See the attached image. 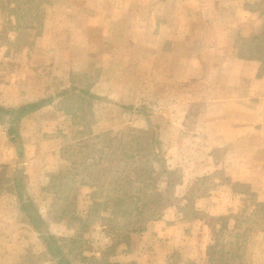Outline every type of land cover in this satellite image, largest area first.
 Segmentation results:
<instances>
[{
  "label": "crops",
  "instance_id": "crops-1",
  "mask_svg": "<svg viewBox=\"0 0 264 264\" xmlns=\"http://www.w3.org/2000/svg\"><path fill=\"white\" fill-rule=\"evenodd\" d=\"M134 130L158 136L161 204L120 236L101 212L111 241L96 250L76 203L84 189L103 202L110 178L90 164ZM227 236L255 239L237 255L264 264V0H0V264H216Z\"/></svg>",
  "mask_w": 264,
  "mask_h": 264
},
{
  "label": "trees",
  "instance_id": "trees-1",
  "mask_svg": "<svg viewBox=\"0 0 264 264\" xmlns=\"http://www.w3.org/2000/svg\"><path fill=\"white\" fill-rule=\"evenodd\" d=\"M84 99L85 98H82L81 101ZM81 101L78 100L75 103H80ZM41 105L42 103L25 105L19 109V113L21 115H26L30 112L38 110ZM10 133L14 134V130L11 129ZM129 138L130 140L127 141V143H120L119 145L115 146L113 151L106 152L105 149L109 150L113 147V144L111 145L110 143L111 140L109 139V136L106 135L105 138H103V141H105L104 145L100 150L102 155H100V158H98L97 162L91 163L92 165L90 164L91 166L100 168L96 171V175L98 176L97 178H110V182L107 184V186H102L99 188L100 190L97 189L93 194L96 195L99 193L97 191H101V196L105 194V201L93 202L92 217L100 216L101 212L107 211L109 205H111V212L108 214V216H102V220L111 226L114 231L113 233H116L117 236H120L132 229L139 230L141 228L139 225L144 221L146 209L152 205L150 202H153L154 197L157 199V194L155 193L156 176L154 175L155 171L153 166L155 165V162H159L158 136L156 135L155 131L150 133V131L134 130L129 135ZM144 139L145 141L148 140V146L144 145ZM85 147L90 148V145H86ZM119 149H121V156L117 155V151ZM93 173L94 172H91L90 174ZM91 186H94V184L91 183ZM73 190L77 192L79 189H74L71 187L69 189H65L66 192L63 193L62 190L56 188L55 194L59 195L62 191L64 200H71L69 195L66 197L64 195L65 193H73ZM144 196H148L150 198V202L144 201ZM94 198L96 200L97 196H93V200ZM67 206H69L68 208H74L72 202H68ZM157 209H155L153 213H156ZM75 218L76 216L74 219ZM127 218H129V223L125 227L121 228L119 226L120 219ZM39 229L42 231L41 227ZM122 237L123 239H126V236ZM43 241L46 243L47 248L52 253H54L55 256L62 257L63 250L59 245L61 241L60 238H56L53 235L46 233L43 236ZM119 244L120 241L115 242L110 248L111 251H108V254L111 255L112 253L113 255V252L117 249ZM64 261L65 260L61 258V262Z\"/></svg>",
  "mask_w": 264,
  "mask_h": 264
},
{
  "label": "rangeland",
  "instance_id": "rangeland-1",
  "mask_svg": "<svg viewBox=\"0 0 264 264\" xmlns=\"http://www.w3.org/2000/svg\"><path fill=\"white\" fill-rule=\"evenodd\" d=\"M43 1H45V0H20V4L22 6H25V5L30 4L32 2H34L35 4H40V3H43ZM85 144L90 145V148H86ZM85 144L84 145H82V144L80 145V147H82V149L85 147L83 149L85 154H84V158L82 160H83V163L85 162V164H89V163H91V160H93V158H94V154L96 153V147H94L93 142H89V143H85ZM90 149L92 151H90ZM121 154H122L121 153V149H119L117 151V155L121 156ZM74 159H75V156H74ZM91 167H93V166H91ZM82 172L85 173V174H88L86 172V167H84V169H82ZM91 178H92V175H91ZM91 178L89 177L90 180H91ZM104 178L105 177H101V180L103 181ZM73 191L74 192L71 193V194L70 193H65L64 196L66 197V196L69 195V197L73 198L75 196V192H76L75 190H73ZM92 191H93V189H91V190L90 189H84V191L81 192V194H80V199L81 198L82 199L80 200V202H78V204L76 203V207L78 208V212H80V214L83 216L82 219L85 220V223H84L82 229L87 234L92 232V230L94 229L93 226L95 224V221L97 220V219H95V217H92V212H93V208H92V204L93 203H91V201H93L92 195L90 196V198L88 200H85L83 198L86 194H87V196H89L88 194H92ZM64 192H66V191L63 190V193ZM144 198L148 199V196H144ZM72 200L73 199H71L70 202H73ZM64 201H65V203H64V206H65L66 203L69 202V201L68 200H64ZM100 201H105V200H100ZM144 201L150 202V200H144ZM150 203L152 205H150L151 207L146 209V212H149V209H153V207H158L161 204V201L153 200V202L151 201ZM68 207L69 206L66 205V208L69 209V211H67V217H71L72 216V211H70V210H72L73 208L72 207L68 208ZM60 208H58V209H60ZM108 208H109L108 211H103L102 213H104L105 215H108L111 212V209H112L111 205ZM58 209H56V210H58ZM101 222L106 224L109 227L110 232L112 234H114L115 236H117L116 233H113L114 231H113V229L111 228L110 225H108L103 220H101ZM128 223H129V218L120 219L119 226L121 228H123ZM247 223L252 225L250 222H247ZM71 226H74V225H71ZM70 228H73V227H70ZM59 231H61V230H58L57 232H59ZM68 233H69L68 231L67 232L65 231V234H68ZM254 240L255 239H253L251 237H248V236H243V237L238 238V239H235L232 236L224 237V238H222L220 240V242L222 241V246L217 247L213 251V254L212 253L210 254V258L216 264H223L222 258H224V257L226 258V255H227V260L224 258L225 264H255L254 257L256 258L258 256V257L261 258V256L259 254H257V252H256V254L253 253V252H246V254H248V255L243 256L241 259H240L239 255H237L239 253V251L244 250V249L248 250V248H250V247H254L256 249L257 245H254ZM238 241H240V242H238ZM85 244L88 245L87 243H85ZM223 249H224V252L226 254V255H224V257L222 255L223 254ZM180 259H181L180 260V264H190L192 262H196L195 264H204L203 260L199 259L198 257L194 261V259H192L190 257L189 253H186V251L182 252V257H180Z\"/></svg>",
  "mask_w": 264,
  "mask_h": 264
},
{
  "label": "built area",
  "instance_id": "built-area-1",
  "mask_svg": "<svg viewBox=\"0 0 264 264\" xmlns=\"http://www.w3.org/2000/svg\"><path fill=\"white\" fill-rule=\"evenodd\" d=\"M111 241V237L105 226L98 224L92 232V245L95 249L106 247Z\"/></svg>",
  "mask_w": 264,
  "mask_h": 264
}]
</instances>
